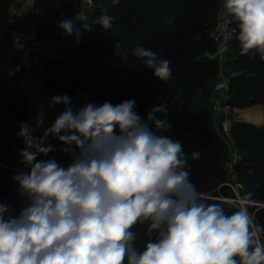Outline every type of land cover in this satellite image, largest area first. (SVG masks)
Returning <instances> with one entry per match:
<instances>
[{
  "label": "clouds",
  "instance_id": "1",
  "mask_svg": "<svg viewBox=\"0 0 264 264\" xmlns=\"http://www.w3.org/2000/svg\"><path fill=\"white\" fill-rule=\"evenodd\" d=\"M221 7L237 25L240 55L264 60V0H223ZM77 19L89 28L86 16ZM92 23L108 31L113 17L105 9ZM59 27L79 34L71 19ZM115 54L128 56L119 42ZM132 55L159 80L172 78L170 62L151 49L138 45ZM61 104L64 111L39 138L33 133L44 125L43 110L35 127L20 124L19 163L28 171L12 179L24 203L18 215L0 203V264H264V226L247 208L253 194L230 215L207 202L189 178L181 143L158 131L170 127L156 115L166 116L165 105L153 107L145 121L135 100L74 108L64 94L48 106ZM50 136L67 145L66 166L37 159L53 151ZM138 224L148 225L143 247L132 230Z\"/></svg>",
  "mask_w": 264,
  "mask_h": 264
},
{
  "label": "trees",
  "instance_id": "2",
  "mask_svg": "<svg viewBox=\"0 0 264 264\" xmlns=\"http://www.w3.org/2000/svg\"><path fill=\"white\" fill-rule=\"evenodd\" d=\"M220 1L120 0L116 5L107 2L103 10L113 17L112 28L105 31L92 23L93 17L88 29L65 42L63 51L67 60L46 65L48 101L52 96L67 94L71 106L79 108L93 102L118 105L135 100V111L146 120L155 96L152 82L157 79L170 112V123L187 156L190 180L200 193L215 190L228 178L225 164L229 160V146L218 134L207 102L218 75L217 63L207 57L215 52L208 34L215 26ZM14 3L15 0H0V164L3 166H14L22 150L23 140L17 133L27 115L29 101L13 75L22 62L11 38L17 30L9 22ZM79 6V0H36L39 39L56 33L57 24L78 11ZM235 27L238 32L236 23ZM117 42L127 50L126 59L115 54ZM138 45L170 62V80H159L152 69L132 55ZM232 48L233 69L242 75L231 80L229 105L240 110L264 107V60L258 53L254 57L252 52L240 55L237 38ZM63 111V104L48 106L51 124ZM232 133L244 155L243 163L236 169L244 184L242 195L251 192L252 201L264 202V127L235 122ZM50 145L53 151L45 160L54 159L66 166L70 157L62 149L67 145L55 137ZM193 152H199L200 157L193 159ZM11 180L12 172L0 166V203L9 192ZM224 209L229 215L236 211L230 207ZM258 220L264 225V209ZM147 227L138 224L132 229L138 247L145 246L149 239Z\"/></svg>",
  "mask_w": 264,
  "mask_h": 264
},
{
  "label": "built area",
  "instance_id": "3",
  "mask_svg": "<svg viewBox=\"0 0 264 264\" xmlns=\"http://www.w3.org/2000/svg\"><path fill=\"white\" fill-rule=\"evenodd\" d=\"M90 5L79 8L74 14H72L68 19L74 21L78 33L85 30L82 27V21L77 19V17L88 18V25L90 22V17L94 9L95 15H101L104 9V3L102 0L93 1L91 0ZM223 0L220 1L219 9L217 13L216 23L214 28L209 32L208 36L212 40L215 52L208 54L211 60L217 63L218 75L215 81L212 94L208 98V105L215 117V127L217 128L218 134L222 137L225 143L229 146V160L225 164V171L227 173V180L220 184L215 190L217 194L212 196L210 194H201L208 200L218 202L222 207H230L238 210L241 206L239 200L243 197L242 193L244 191V184L239 180L237 167L241 165L244 161V155L240 152V149L235 143L233 137L232 129L233 124L236 122L233 115L236 112V108L229 105V101L232 97L230 87L231 80L235 77L242 75L236 69L231 67L232 61L235 58L232 44L237 36V29L235 23L231 17L224 15V10L222 9ZM35 5L36 0H19V2L11 7L9 12V22L10 25L17 28L16 31L12 33V42L24 61V66L28 67V74L25 73L23 76H15L19 87H21L29 97L28 101V111L24 122H28L31 127L36 125L37 113L40 110L44 111V125L33 133L37 138L43 135L45 128L50 127L51 121L48 112V94L45 88L44 81V69L46 65L51 63H63L67 60V56L64 53L65 42L76 35H67L61 29L63 33V38H58L55 34H51L44 39H39L37 36V26L35 18ZM24 18H27L25 20ZM23 21L19 24V22ZM224 46V47H222ZM226 48V50H224ZM36 71L37 81H34L31 74ZM161 118V116H158ZM235 120V121H234ZM147 121V119L145 120ZM170 127L167 130H158L160 134H164L167 137L179 141L177 135L174 132L173 126L170 120H167ZM234 122V123H233ZM153 131H156L154 125H150ZM52 141V136L49 137L47 144ZM24 148V142L23 147ZM46 156L40 155L37 159L45 160ZM19 154L16 164L14 166H0L8 169L12 172V177L21 171H28L23 164L19 163L21 160ZM19 185L11 180L9 192L6 194L2 203L10 206V214L18 215L23 199L18 195ZM226 189L225 194H221L222 189ZM249 214L253 217L254 222L259 223L264 226L258 220V215L262 209H264V202L252 201L247 205ZM264 239V237H262Z\"/></svg>",
  "mask_w": 264,
  "mask_h": 264
},
{
  "label": "rangeland",
  "instance_id": "4",
  "mask_svg": "<svg viewBox=\"0 0 264 264\" xmlns=\"http://www.w3.org/2000/svg\"><path fill=\"white\" fill-rule=\"evenodd\" d=\"M103 1V3H104V8H105V5L107 4V2H109V1H112V0H102ZM19 2V0H15V3L17 4ZM92 2H91V0H79V4H80V8L81 7H84V6H86V5H90ZM110 3V2H109ZM95 13L96 12H94V9H93V12H92V16L90 17L91 18V20L93 19V17H96V16H98V15H95ZM216 18H217V14H216V16H215V21L214 22H216ZM25 20H27V18H24ZM28 21V20H27ZM23 21H21V22H19V24L20 23H22ZM215 24V23H214ZM58 38H63V33L61 32V29L59 28V30L57 29L56 30V33H54ZM18 55H19V58H20V60L22 61L21 62V65H20V68H23L24 67V61H23V59L21 58V56H20V54L18 53ZM19 68V69H20ZM19 71V70H18ZM218 74V73H217ZM158 80L156 79V80H154L153 82H152V85H153V88L155 87V96H154V98H153V104H152V107L150 108V111H151V109L153 108V107H156V106H160V105H165L164 103H166L164 100H165V97H163V92L161 91V87H160V84L157 82ZM206 106V105H205ZM165 107H166V105H165ZM249 108V107H248ZM248 108H245L246 110H248ZM166 109H167V114H166V116H165V114L164 113H157L156 115H157V117L158 116H161V118L162 119H166V120H168V119H170V116H169V110H168V108L166 107ZM245 109H243V110H245ZM239 113L240 112H234V115H233V117H234V119L236 120V122H243V123H247V122H244V121H238L237 120V115H239ZM214 114H212L211 113V116H213ZM213 118L215 119V117L213 116ZM260 118H261V120H262V118H263V115H262V117L260 116L258 119L260 120ZM254 119H256V118H254ZM234 120V121H235ZM234 123V122H233ZM250 124V123H249ZM234 125V124H233ZM253 125V124H252ZM257 127V126H256ZM38 160H40V159H38ZM239 178V177H238ZM240 180V179H239ZM218 188V186L216 187V189ZM215 189V190H216ZM215 190H213V191H209V192H203L204 194H210V195H212V196H215L216 194H217V192H215ZM226 189L224 188V189H222L221 190V194H225L226 193ZM203 193H201V194H203ZM207 202L208 203H214L215 201H211V200H208L207 199ZM215 203H218V202H215ZM221 205H223V204H221Z\"/></svg>",
  "mask_w": 264,
  "mask_h": 264
},
{
  "label": "crops",
  "instance_id": "5",
  "mask_svg": "<svg viewBox=\"0 0 264 264\" xmlns=\"http://www.w3.org/2000/svg\"><path fill=\"white\" fill-rule=\"evenodd\" d=\"M59 30V28L56 26V30ZM235 59V58H234ZM234 59L232 61V65L231 67L233 68V63H234ZM29 69L28 67H23V68H20L18 69L19 71H16L14 73L15 76L19 77V76H23L25 75V73L28 74V70ZM36 71H34L31 76L33 77L34 81H37V75L38 73H35ZM236 111L237 112H240L239 115H237V120L239 121H244V122H247V123H250V124H253L257 127H264V107L263 106H253V107H249L248 110H240V109H237L236 108ZM246 114V115H244ZM263 115V118L259 121H256V119H258L260 116L262 117ZM256 118V119H254Z\"/></svg>",
  "mask_w": 264,
  "mask_h": 264
},
{
  "label": "bare ground",
  "instance_id": "6",
  "mask_svg": "<svg viewBox=\"0 0 264 264\" xmlns=\"http://www.w3.org/2000/svg\"><path fill=\"white\" fill-rule=\"evenodd\" d=\"M244 115H246V114H244ZM256 121H259V119H256Z\"/></svg>",
  "mask_w": 264,
  "mask_h": 264
}]
</instances>
